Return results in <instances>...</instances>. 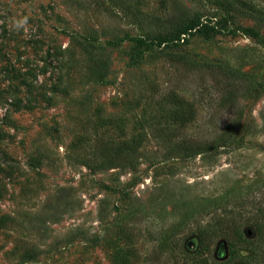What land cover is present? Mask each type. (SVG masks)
I'll list each match as a JSON object with an SVG mask.
<instances>
[{"label": "rangeland", "instance_id": "1", "mask_svg": "<svg viewBox=\"0 0 264 264\" xmlns=\"http://www.w3.org/2000/svg\"><path fill=\"white\" fill-rule=\"evenodd\" d=\"M230 1L0 0V264L251 257V241L232 248L212 234L205 250L197 233L225 215L250 236L241 222L264 180V30ZM166 53L248 73L240 119L219 109L222 79ZM234 117L231 139L177 150L214 140ZM109 149L125 166L95 167Z\"/></svg>", "mask_w": 264, "mask_h": 264}, {"label": "trees", "instance_id": "2", "mask_svg": "<svg viewBox=\"0 0 264 264\" xmlns=\"http://www.w3.org/2000/svg\"><path fill=\"white\" fill-rule=\"evenodd\" d=\"M221 2V5L227 9L231 10L234 9L235 3L230 0H219ZM241 5L245 6L247 9L244 11L245 16H250L252 20H254L256 27L258 30L254 33H258V31L264 30V4L260 3L258 5H255L252 1L248 0H240ZM171 30L174 31L177 30V28L181 27L183 24L182 19L181 20H173L171 21ZM167 56H172V60H179L184 61L183 63L187 64L192 69H200L204 68L205 70H208L211 72L214 76V78L222 79L225 84L219 87L218 93L221 96V99L218 101L219 109L223 111L224 114H227L229 112L235 113V115H238V119H240L241 116V110L240 105L238 103V96L241 91H248L250 89V82L247 80H250V76L246 72H240L237 74L236 71L232 69L226 68V66L222 64H214L212 62L208 61H199L197 59H194L190 56H188L185 53H178V54H171L166 53ZM93 66L96 70L101 71L106 68L108 65L105 60H101L97 58L96 55H93ZM243 77V78H242ZM221 80V81H222ZM219 84V81H217ZM260 86H264V83L262 82ZM192 112L188 115V119L193 118ZM243 124H239V127H243V131L246 134L248 132V128L250 129L247 120H244ZM237 126V127H238ZM236 134V119H232L230 122H226L223 130L214 137V140L208 141V142H195V143H189L184 142L183 144H180L177 150L179 152H183L185 154H193L198 152L202 148H211L214 146V143L217 141L222 142L231 139ZM128 155L124 153V151H121L119 149H109L108 154L106 156H101L99 159L95 161L96 168H108V167H117V166H125V164L128 162L127 160ZM258 185V188L254 189L256 191L262 192L260 194L259 200H257V208L255 211V214L251 217L247 216V219H245L241 224L248 223V228L251 230L250 236H244V233L242 230H240L239 224H225L224 225V217L221 218L220 221H217V229H213L212 231L207 230L205 227H200L197 231L199 237L201 246L202 244L204 249H208L210 247V243L214 242V235L212 234H218V237L226 238L228 243H230L231 247L234 248L235 245H237L239 242H248L251 241L252 243V255L251 257L254 259L256 258L255 255L259 253H263L264 257V180H261L260 182H256ZM261 187V188H260ZM216 202L217 200H213ZM228 204H233L229 199H226ZM232 224V223H231ZM230 225V226H229ZM229 226V227H228ZM179 227H175L172 231L179 230ZM174 240V239H172ZM171 240V242H172ZM253 241V242H252ZM168 241H166L167 244ZM260 244V245H259ZM246 246V245H244ZM259 246V247H258ZM240 249H235L231 252V256L229 259H227L225 262L226 264H252L250 261L251 257L243 256L241 252H239ZM236 258L235 263H233V259ZM140 260L139 257L136 256L135 264L138 263ZM232 261V262H231ZM259 262V261H258ZM261 262V263H260ZM259 264H264V258L260 260ZM122 264H131L130 259H125Z\"/></svg>", "mask_w": 264, "mask_h": 264}]
</instances>
